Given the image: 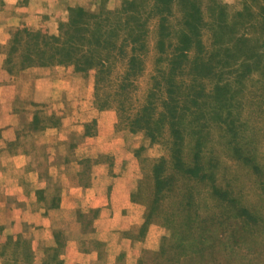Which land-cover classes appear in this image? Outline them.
<instances>
[{
  "label": "rangeland",
  "instance_id": "1",
  "mask_svg": "<svg viewBox=\"0 0 264 264\" xmlns=\"http://www.w3.org/2000/svg\"><path fill=\"white\" fill-rule=\"evenodd\" d=\"M128 1L99 0L94 9H85L101 14L117 10ZM220 1L228 4L231 13L243 7L242 0ZM208 2L203 5L206 20L210 14ZM69 18L60 22L56 34L25 29L40 33V37L58 35L62 24L70 22ZM154 23L155 19L143 69L125 91L119 88L118 74L124 70L121 61L114 66L111 77L100 82V92H97L96 68L84 72L73 63L47 60L40 63L72 66L85 78L94 80L93 95L81 97L88 109L62 116L55 112L50 114L45 108L40 110L41 117L36 118L44 128L59 129L45 136H55L59 143L57 152L69 159L65 168L70 172L64 184L78 190H75L78 195L83 192L82 196L87 198H79V207L74 213L72 236L77 240H71L73 246L84 250L90 247V264H264V74L255 69L242 87L234 85L240 90L233 100L231 123L214 119L209 113L202 118L205 127L200 128L190 123L195 117H187L182 137L179 128L173 126L175 121L171 116L164 118L160 114L163 108L160 104L152 112L165 122L155 128L146 127L138 118L141 107L148 101V93L156 89L158 96H165L167 89L164 78L159 83L155 79L159 67L165 68L167 64L158 60ZM203 30L204 40L210 44L211 31L208 27ZM249 30L254 33L253 29ZM260 41L264 42V34ZM20 54H15L19 64ZM190 75L185 72L183 77L190 78ZM203 82L210 91L215 79L207 76ZM159 102L161 100L156 104ZM214 103L212 100L209 105L213 108ZM93 107L97 109L95 113ZM197 131L202 133L204 145L197 143L194 135ZM62 142L65 144L61 145ZM203 165L211 173L201 178L197 173ZM103 174L107 178L99 180L98 176ZM114 185L122 191L126 185L132 190L131 200L138 205L133 220L137 224L125 232L122 227L119 232H123L124 238L137 240H117L122 250L111 259L109 250L112 248L101 247L98 230L93 226L100 212H89L88 217L81 212L95 205L100 199L94 198L96 194L104 192L107 198L111 196ZM127 212L125 209L116 215L123 217ZM29 241L37 263L49 259L58 249L57 261L52 257L50 264L59 261V264H67L63 258L66 244L62 240H57L56 245H39L37 249L32 240Z\"/></svg>",
  "mask_w": 264,
  "mask_h": 264
},
{
  "label": "trees",
  "instance_id": "2",
  "mask_svg": "<svg viewBox=\"0 0 264 264\" xmlns=\"http://www.w3.org/2000/svg\"><path fill=\"white\" fill-rule=\"evenodd\" d=\"M208 1L207 20L203 6L207 0H130L117 10L101 14L72 7L70 22L62 24L58 35L40 37V33L28 28L18 31L10 56L20 52L23 67L47 60L73 63L84 72L96 68L97 92L121 61L124 70L118 74L119 88L125 91L143 69L155 19L158 60L167 64L159 67L155 79L159 83L164 78L167 89L165 96H158L156 89L148 93L138 121L150 128L164 123L165 119H157L152 112L161 104L160 114L164 118L170 115L183 137L187 117H195L190 123L200 128L205 127L202 118L209 113L214 119L231 123L233 100L240 90L234 85L242 87L255 69L264 74V42L260 41L264 34V0H242V9L234 13L224 1ZM204 27L211 31L210 44L204 40ZM185 72L191 74L190 78L183 77ZM207 76L215 79L210 91L203 82ZM211 99L215 101L213 108L209 105ZM194 135L199 145L205 144L202 133L197 131ZM210 173L204 166L197 175L202 178ZM2 248L5 264H50L52 257L57 261L58 249L49 259L37 263L29 240H6Z\"/></svg>",
  "mask_w": 264,
  "mask_h": 264
},
{
  "label": "crops",
  "instance_id": "3",
  "mask_svg": "<svg viewBox=\"0 0 264 264\" xmlns=\"http://www.w3.org/2000/svg\"><path fill=\"white\" fill-rule=\"evenodd\" d=\"M98 2L0 0V264H5L1 250L6 240H32L35 249L42 244L56 245L57 240H62L66 244L63 258L67 264L91 263L90 247L85 250L74 247L71 241L77 240L72 231L79 198H87L82 196L83 192L78 195V190L64 184L70 172L65 168L69 159L57 152L59 143L55 136H45L51 130L59 129L55 126L44 128L36 118L41 117L40 110L45 108L50 114L55 112L62 116H72V113L83 112V108L88 109L81 97L93 95L94 80L85 78L83 73L67 65L23 67L16 56H10V51L21 29L28 27L56 34L60 22L69 18L72 7L94 9ZM59 70L64 72L59 74ZM98 178L106 179L107 176L103 174ZM131 191L127 185L123 191L114 185L111 196L107 198L104 192L96 194L94 198L100 199L81 212L87 217L89 212H100L101 216L93 226L98 230L101 247L108 245L112 248L109 250L111 259L122 250L118 248L117 240H137L123 237V232L137 224L133 220L138 205L132 202ZM95 207L99 210L92 209ZM123 209L128 211L127 214L123 217L116 215ZM122 227L124 231L121 233L119 229ZM124 250L127 251V247Z\"/></svg>",
  "mask_w": 264,
  "mask_h": 264
}]
</instances>
